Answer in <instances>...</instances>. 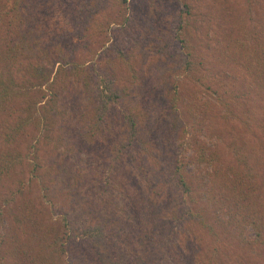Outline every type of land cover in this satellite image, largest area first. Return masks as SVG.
<instances>
[{
	"label": "rangeland",
	"instance_id": "rangeland-1",
	"mask_svg": "<svg viewBox=\"0 0 264 264\" xmlns=\"http://www.w3.org/2000/svg\"><path fill=\"white\" fill-rule=\"evenodd\" d=\"M40 1L24 0L20 21L14 1L0 0V72L14 73L31 96L48 95L42 82L56 77L58 50L78 67L57 74V124L41 154L48 196L26 183L18 205L0 207L4 264H264V91L256 78L264 70L245 64L248 51L264 47V0H82L62 33L48 32L53 0ZM186 3L191 54L176 37ZM121 48L133 68L117 55ZM105 75L129 95L110 113L111 130L91 141L89 91L92 77ZM127 113L138 123L134 135ZM199 144L214 151L213 162L193 161ZM177 164L190 193L168 177ZM30 168L24 159L13 177H29ZM244 172L250 180L242 185ZM240 190L248 195L239 200ZM29 203L32 215L20 222ZM251 216L262 220L259 243ZM96 227L107 235L93 242L86 231ZM56 236L64 247L52 246Z\"/></svg>",
	"mask_w": 264,
	"mask_h": 264
},
{
	"label": "trees",
	"instance_id": "trees-1",
	"mask_svg": "<svg viewBox=\"0 0 264 264\" xmlns=\"http://www.w3.org/2000/svg\"><path fill=\"white\" fill-rule=\"evenodd\" d=\"M13 1V15L16 14L17 16H21L20 21H22L23 15L21 14V11L22 6H25L23 3L24 0ZM81 1L82 0H53L50 16L47 18L48 25H50L48 32L51 33L50 29L52 30L54 28H59L61 33L64 32V29H72L71 9L74 5H79ZM125 1L127 2V0ZM44 4H47L46 0H44V2L42 0L39 2V5ZM128 4L132 5V1L130 0ZM185 6L187 8V12L186 14L181 12L179 15V24L176 30V37L178 41L182 43L184 48L188 49V53L191 54L190 42L192 40V33L189 30V16H187V14L191 15L192 5L191 3H186ZM30 8L32 7H28V10ZM122 28H126V25H123ZM113 33L115 35V31H113ZM48 37L49 35L45 36L44 39L46 38L47 40ZM15 47L16 45L14 44L9 50L10 54L14 51L13 49H16ZM248 52L246 56L247 60L245 62L247 65V71L251 72L255 69L254 72H260L261 69L264 70V47L259 51V53L254 55L251 53L252 51H250L249 54ZM117 55L125 60L128 65H132V68L134 67L132 63L133 61L128 59L129 55L123 48H121L119 51L117 50ZM55 62L59 63V68L57 70L58 75L66 71L68 64L72 65V71H74V73L78 67L75 63L69 60L68 56L63 52V50H58ZM187 64L191 65L192 62L188 61ZM34 69L35 72H37L35 77H39L42 72H44L42 67H37ZM5 73L9 74V77ZM57 74L55 75L56 77L51 81H49L50 77L46 75L44 78L45 80L42 82V84L48 88L46 91L50 92L48 93L49 97L47 98L46 103H43L44 96H48L43 90H41L39 94H37L38 92L36 91L37 93H34V95L31 96V89H29V86L27 87V85L24 83H17V77L14 75V73L10 71L0 72V207L2 209H9V206L14 202H16L15 204L18 205L17 197H23L25 192L23 188L26 183H28L29 186H33L34 184L37 188L39 187L41 191L46 193V197L48 196L49 183H47L45 180L46 176L43 174L45 166L42 165L41 154L42 145H44V142H47L46 144L53 143V138L50 135L51 131L55 129L57 124L53 115L57 113L56 105L57 96L59 95L56 91V79L58 77ZM92 78L95 82V86L91 91H89V94H93L91 96L93 97L94 101V114L91 116L90 129L85 130V135L88 140L94 141L96 138L95 135L98 136L104 131L111 130L109 115L113 109H122L124 99L129 95L130 88L127 85L119 87L118 84L121 83H119L116 78L114 79L111 76L105 75L101 78H98V76ZM256 78L260 83L259 88H262L264 91V78H262V75H258ZM244 94L246 95V92L243 91V94L241 95L244 96ZM31 97H33V99H31ZM229 111L231 112L232 110L228 109V113ZM127 114L128 119H126L125 122L127 123L132 135H134L138 127V123L130 113ZM231 117L235 116L231 115L230 118ZM30 132L33 134V141H30L27 145V148L24 150V148L21 147V141L24 139L26 140ZM59 138L60 142H55L54 147L51 149L53 152H56L63 143L62 135H59ZM132 142V139H130L128 142L129 144L119 142V145L121 146L118 148V150L124 151V149H127L131 146ZM193 158V161L197 164H202L205 161L213 162L215 159V153L207 145L199 144L195 150ZM24 159H27L31 167L28 171L30 174L29 177L14 176V178L13 171L16 169L17 165H23ZM184 172V167L180 164H177L175 168L167 172L169 179L173 181L175 186L179 188V191L183 194L191 192V183L187 179V176ZM235 175H237V173H235ZM249 177V173L244 172L243 177L239 176L241 180H239L237 176L236 179H238L237 181H240L241 184L244 185L248 182V180H250ZM106 181L109 183V180ZM231 182L232 179L228 183ZM243 195L246 197L248 194H246V192L244 193V190L238 191L237 199H242ZM31 204L32 203L27 204L23 210L21 208V212L16 215L20 222L22 221V217H25V215V218H29L32 215L30 212H25L27 208L29 209V207H31ZM22 213L23 216L21 215ZM63 221L68 227L69 223L67 216L63 218ZM251 223L256 231V243H259L263 239V232L259 230V225L262 223L261 217L251 216ZM204 224L206 227H211V225L207 223ZM86 233L88 235V239L93 242L99 238H106L105 236L107 235L104 231H102L101 228L98 227L94 229L88 228ZM2 242L3 239L0 235V243ZM59 243L60 237L56 236L52 246L55 247L59 245ZM60 244L63 247L65 245L64 241H62ZM66 247L68 246L66 245ZM45 256L47 257V254H45ZM50 262H52V260L49 259L48 263ZM43 263L45 262L43 261ZM0 264H4V262L1 260V257Z\"/></svg>",
	"mask_w": 264,
	"mask_h": 264
}]
</instances>
